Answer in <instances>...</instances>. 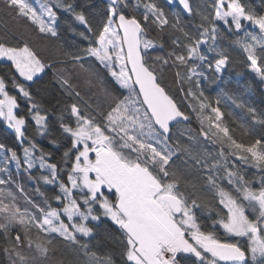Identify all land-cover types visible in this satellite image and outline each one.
<instances>
[{
  "label": "snow or ice",
  "instance_id": "1",
  "mask_svg": "<svg viewBox=\"0 0 264 264\" xmlns=\"http://www.w3.org/2000/svg\"><path fill=\"white\" fill-rule=\"evenodd\" d=\"M166 2L169 12L156 0H106L105 19L94 30L89 6L76 0H0V14L54 39L61 16L70 17L87 41L86 47L64 49L53 64L27 43L0 40V58L10 61L19 77L34 82L51 69L53 81L71 101L57 121L70 146L52 162V153L26 137L29 118L39 134L49 132L48 110L30 103L25 114H18L17 96L0 76V117L14 129L23 153L0 143V252L7 264H65L55 259L61 246L74 253L71 264H114L109 252L91 243L106 220L118 233L109 235L121 246V264H182L193 257L192 264H264V137L238 141L222 105L225 98L246 105L223 90L209 97L202 86L220 80L229 64V55L216 44L225 32L235 35L251 71L264 82V13L243 0H211L204 8L178 0L186 14L200 17L193 34L172 9L174 0ZM244 22L258 32L247 30ZM153 31L159 43L149 38ZM166 33L179 35L169 36L163 55H152L164 50ZM166 69L173 70L182 101L199 125L178 131L182 139L172 128L190 122V116L162 86ZM11 83L33 100L16 77ZM82 93L91 95L86 99ZM247 111L257 120L255 108ZM13 163L34 183L39 202L13 176ZM244 166L260 175L247 178ZM42 185L52 186L54 194L41 191ZM205 191L212 200L204 199ZM205 210L218 217L213 228L219 225L246 242L221 239L208 230L198 216Z\"/></svg>",
  "mask_w": 264,
  "mask_h": 264
},
{
  "label": "trees",
  "instance_id": "2",
  "mask_svg": "<svg viewBox=\"0 0 264 264\" xmlns=\"http://www.w3.org/2000/svg\"><path fill=\"white\" fill-rule=\"evenodd\" d=\"M78 4L88 5L87 12L92 19L93 29H97L104 21L106 1L104 0H76ZM142 2H147V0H142ZM159 6L163 7L166 12L170 11V6L166 0H156ZM195 5H200L201 8L209 6L211 0H190ZM243 2L249 4L257 13H264V0H243ZM179 15L181 22L188 25V30L195 34L196 26L200 23L199 16H190L186 14L179 3L174 0L172 5ZM65 20L68 22L66 23ZM245 23V28L249 31H256L254 26ZM75 28L76 31L70 29ZM79 31H83L82 27H79L76 23L71 21L70 17L61 16L60 27L58 28L59 38L54 39L47 34H41L38 29L31 26L27 22L17 23L10 19L9 17L0 14V40H6L12 46H23L24 43H27L40 58L45 63L55 64L58 60L62 59V51L64 49H70L71 46L76 45L79 47H86L87 41L78 35ZM176 36L179 33H166L164 36L165 47L164 50L153 52L152 55H163L164 52L169 50L170 39L169 36ZM243 35V32L239 33ZM91 39V35L89 34ZM149 38L153 39L159 43V34L156 31H153L149 34ZM235 35L225 32L223 35L217 38L216 44L219 48L225 50L230 57L229 64L224 72L221 74V79L216 80L214 83L209 81H203L202 86L205 89V94L209 97L214 98L217 93L223 90L229 95L235 94L244 102L246 107H238L232 100L225 98L224 104L222 105V111L225 112V122L229 125L232 134L238 141L248 143L256 138L264 137V123H261L260 120H264V82H262L256 74L251 71L249 63L247 61V54L244 52L242 46L234 43ZM211 43V41H210ZM63 46V47H61ZM207 46H203L206 48ZM259 52V49L257 50ZM210 58L215 56V53L208 54ZM211 75V73H209ZM0 76H4L8 81V90L11 95L17 96L18 109L16 110L18 114L23 115L27 112L30 103H38L41 108L47 109L49 113V125L50 130L47 134L41 135L37 131V127L34 124V121L29 118L26 126V137L32 139L35 143L46 152L53 154V161L57 162L60 160L63 152L70 146L66 138L60 133L58 128V118L61 114V110L66 103H70L66 95L61 91L59 86L52 79V70L46 69L45 73L39 74L38 78L34 79V82L25 81L22 77H19L18 73L12 68L11 62L5 59H0ZM16 77L19 83L24 84L25 88L29 90L32 94L33 100L29 101L27 98L23 97L18 90L12 87L11 79ZM162 86L166 88L169 94L173 95L177 100V103L180 104L182 110L190 116V122H181L173 126L172 131L176 134V138L179 137L178 131H182L185 127H191L193 129H198L199 125L195 118V115L191 113L190 109L186 107V102L182 101V93L179 91L180 85L177 83L176 78L173 74L172 69H166L164 74L161 77ZM185 88L188 85H184ZM85 98L91 94H85ZM95 104V101H91ZM247 107H252L256 109L257 120H253L252 114L247 111ZM228 112L233 114L232 117L227 115ZM95 115V113H93ZM55 139L56 144H52L51 141ZM182 139V138H181ZM0 143L4 144L8 148H12L19 155L22 156V144L18 141L16 134L13 129H10L4 123V120L0 118ZM204 147L209 150H213L210 144L201 142ZM23 146H27L26 142ZM39 153L37 152V155ZM179 163V161H178ZM11 171L14 177L18 178L22 182L24 189L27 195L33 199H36L39 202V197L34 191V183L28 180L26 174L22 171L20 173L16 172L15 164L11 166ZM242 171L246 173L247 178L252 179L254 176L258 177L260 173L250 167L244 166ZM34 174H39L34 173ZM46 174V173H45ZM193 179H196L197 183L203 184V181H200L197 176H193ZM258 186V180L256 181ZM41 191L45 192L47 195H53L54 189L52 186H41ZM205 200H212L213 194L211 192L205 191L203 193ZM21 206H24L23 197H19ZM55 206V205H54ZM199 220L204 224L208 230L215 231L216 234L221 239H228L231 242L239 241L240 243H245L246 238H237L231 236L224 232V230L216 225L212 227V220L218 219L215 212H212L211 215L207 210L202 214L198 212ZM113 233L118 236V233H115V230L110 221H105L101 224L95 236L92 238L91 243L94 246H98L101 253L109 252L112 255L114 264H121V246L117 244L109 235ZM188 255V254H185ZM74 253L71 249H65L63 246L60 247V254L55 258L57 260H64L65 264H71L74 260ZM191 258L188 261H182V264H192ZM0 264H7V258L0 252Z\"/></svg>",
  "mask_w": 264,
  "mask_h": 264
},
{
  "label": "rangeland",
  "instance_id": "3",
  "mask_svg": "<svg viewBox=\"0 0 264 264\" xmlns=\"http://www.w3.org/2000/svg\"><path fill=\"white\" fill-rule=\"evenodd\" d=\"M1 60L2 59H5L6 60V58H0ZM23 78V77H22ZM24 79V78H23ZM1 119H3L4 120V123L6 124V126L7 127H9L10 129H12L10 126H9V124H8V122L3 118V117H0ZM14 130V129H13ZM15 132V131H14Z\"/></svg>",
  "mask_w": 264,
  "mask_h": 264
},
{
  "label": "water",
  "instance_id": "4",
  "mask_svg": "<svg viewBox=\"0 0 264 264\" xmlns=\"http://www.w3.org/2000/svg\"><path fill=\"white\" fill-rule=\"evenodd\" d=\"M104 1H106V0H104ZM177 2H178V0H176Z\"/></svg>",
  "mask_w": 264,
  "mask_h": 264
}]
</instances>
